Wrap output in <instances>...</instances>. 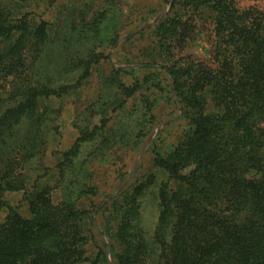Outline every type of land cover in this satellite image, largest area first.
<instances>
[{"label":"rangeland","instance_id":"rangeland-1","mask_svg":"<svg viewBox=\"0 0 264 264\" xmlns=\"http://www.w3.org/2000/svg\"><path fill=\"white\" fill-rule=\"evenodd\" d=\"M0 4L44 31L23 51L25 73L39 89L36 113L5 131L0 142L8 148L0 170L14 186L5 190L0 222L12 205L31 215L28 193L45 194L84 222L93 216L92 231L79 232L81 255L94 259L102 226L107 219L117 224L111 203L124 191L132 195L129 237L141 264H164L173 238L162 198L169 174L154 164V149L166 153L188 124L170 69L183 76L193 69L214 73L219 50L230 48L225 42L218 49L219 13H242L264 24V0ZM158 26L165 27L164 36ZM12 77L0 79V110L14 103L7 97ZM76 260L71 257V264Z\"/></svg>","mask_w":264,"mask_h":264},{"label":"trees","instance_id":"trees-1","mask_svg":"<svg viewBox=\"0 0 264 264\" xmlns=\"http://www.w3.org/2000/svg\"><path fill=\"white\" fill-rule=\"evenodd\" d=\"M216 22L218 49L225 42L230 48L219 50L214 73L170 69L188 124L166 153L154 149V164L169 174L162 198L173 238L164 264H264V24L242 13H219ZM40 30L0 4V40H8L0 42V79L13 76L14 85L7 95L14 103L0 110V142L36 113L39 89L25 73L23 51ZM158 31L166 33L164 26ZM7 188L13 182L0 170V208ZM28 194L31 215L12 205L0 222V264H71V257L78 264H141L129 237L131 194L122 191L111 203L117 224L107 219L102 226L94 259L81 255L80 236L92 231L93 216L84 222L45 194Z\"/></svg>","mask_w":264,"mask_h":264}]
</instances>
